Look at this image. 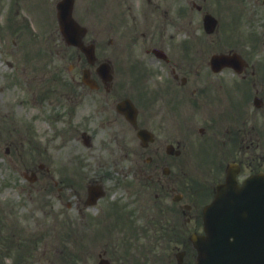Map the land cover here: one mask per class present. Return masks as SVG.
<instances>
[{
	"label": "flooded vegetation",
	"instance_id": "1",
	"mask_svg": "<svg viewBox=\"0 0 264 264\" xmlns=\"http://www.w3.org/2000/svg\"><path fill=\"white\" fill-rule=\"evenodd\" d=\"M140 1H156V6L159 1H191L190 10L199 9L194 2L197 0L120 1L118 32L124 43L134 45V35L146 37L152 33L153 40L159 35L163 38V26L159 32L149 29V10ZM124 2L127 3V10L123 7ZM139 19L145 30L137 29ZM126 21L133 25L132 30L125 29ZM151 22L155 23L154 15ZM47 30L49 34L45 37L46 43L42 42L41 34L29 31L31 41L42 43L35 53L30 52L31 59L40 56L42 52L51 54L56 51L55 29L50 26ZM153 40L144 43L147 52L157 47L156 44L161 45ZM146 61L152 68L149 74L145 72L142 81L153 84V95L144 94V88L140 87L139 94L128 97L136 111L132 121L117 110L120 98L118 102H114L109 94L100 93L102 89L110 90L111 85L97 82L96 78V83H93V86L97 84L96 87H90L71 73L67 85H64L65 91L52 93L53 85L57 83V77L52 71L57 69L54 62L48 63V75L51 76L48 87L29 95L34 99L35 108L27 105L24 96L13 98L12 103V97L3 101L0 119H8L7 124H0V129L5 133L8 143L13 144L15 139L25 138L23 133H28V140L34 141V149L39 157L37 165H42L40 161L44 146L54 165L53 174L70 181V191H65L66 200L63 199L62 189L45 198L46 209L43 212L36 210V207L28 209L27 213L23 211L25 207L20 209L19 226L15 221L14 227L32 229V236L14 237L15 233L10 232L13 230L10 229L5 237L0 238V264H31L25 262V258H30L32 254L21 251H34L40 243V236L43 234L40 230L47 228L43 220H52L55 224L58 221L66 223L69 234L72 235L76 214L81 208L79 204L87 203L86 200L94 203V211L92 216L88 210L80 212L84 217L82 223L85 235H91L89 228L101 227L100 230H94L93 234L102 235L101 242L110 246L109 249L101 250L99 256H106L109 252L112 258L120 252V239L116 234L121 226L119 220L123 217L124 222L127 219L135 221L129 227L131 234L128 235L133 241L142 244L155 240V252L164 259L163 264H191L195 259L192 234H203V209L217 194L216 186L221 182L219 171H223V167L212 163L213 167L208 174L193 175V179H188L184 148L192 142L185 139V133L181 136L169 127V118L187 105L203 112L205 119L199 121L201 125L210 116V123H206L204 129L199 125L198 131L203 133L205 129H211L216 137L219 150L214 160L231 153L229 144L235 148L236 152L231 157H236L231 160L237 161L236 171L237 175L240 174L242 164L250 158L254 160V155L248 150V142H253L255 148L259 147L260 141L262 146L264 144V62L248 63L240 73L232 69L238 78L233 77L235 73L230 69L232 77H221L219 81L211 79V83L208 81V84L200 86L190 80L188 75L179 73L178 68L182 64L180 61L164 62L155 55L146 57ZM74 66L75 63H72L71 68ZM83 67L84 65L79 66L81 72ZM87 70L91 74V70ZM208 85L212 88H208ZM187 88L188 93L192 94V103L190 100L186 101ZM212 89L214 92L209 93ZM224 95H236L245 101H252L254 109L242 110L238 106L245 101L238 98L234 110L235 121L219 127L209 114L214 99H222ZM256 103L263 105V113L256 109L259 107ZM19 112L22 113L21 116L16 115ZM258 119L260 123H256ZM206 138L208 140L210 137L205 135L204 139ZM241 154L243 157H240ZM23 159L24 157L20 158ZM34 162L35 159L32 160ZM261 164L258 158L253 170L260 171ZM32 170L35 169L29 171ZM42 171L43 169L40 172ZM44 173L53 178L48 168ZM74 179L75 182H84L86 188L84 194H75L76 201H73L74 194L71 192L74 189L71 181ZM91 184H99L100 197H96L93 192L88 193ZM121 212L123 213L120 214ZM11 247L18 250L13 252ZM153 251V247L142 251L138 257L140 264L153 261Z\"/></svg>",
	"mask_w": 264,
	"mask_h": 264
},
{
	"label": "rangeland",
	"instance_id": "2",
	"mask_svg": "<svg viewBox=\"0 0 264 264\" xmlns=\"http://www.w3.org/2000/svg\"><path fill=\"white\" fill-rule=\"evenodd\" d=\"M30 1V2H29ZM38 1L44 0H0V110L2 109L3 101L6 99H11V103L13 98H21L24 96L26 103L28 106L31 105V97L35 92H38L37 86L42 85L45 86L49 83V80L40 81L37 79L31 80L26 84L22 82V68L26 66L28 69L25 71V78H29L33 75V72L30 71L27 62H24L25 54L23 53V49H37V43H31L30 41L26 42V34L25 30L29 32V30H33L31 23H28V27H24L23 25L18 24V21L13 24L10 28L7 29L5 26L7 24V19L9 25L11 24L12 14L10 11H15L17 9L16 5L12 3H18L20 7H18L16 11V18L21 22L25 18L28 19L27 13L29 12L32 19L35 21L36 28L38 30L39 26L37 25L38 12L34 10L33 4ZM47 1V0H46ZM54 1V0H53ZM123 1V0H121ZM105 5V14H104V23L107 28L109 24H112L114 21L117 7V1L109 0ZM160 1V11L158 15H156L157 21L159 25L163 26L162 28V36L159 35L156 39L153 40L151 34L146 37L134 35L133 38L136 43L133 45L136 52L137 50L144 45V43H148L151 40L157 42L164 46L165 48L177 52V54L182 57V66L178 68V71L181 75H188L190 80H194L199 83V85L203 86L208 84L211 79L216 80V78H220L219 76L212 73L208 66V59L212 52L219 50H226L231 46L237 47L242 53V55L248 61H263L264 62V6L261 4V1H239V0H206V1H195L197 4L202 6V9H206L215 15L218 18L217 28L210 33H205L202 30L201 18L200 14L195 11L192 15V20H188L185 16H178V12L182 10V6L184 5V1ZM98 1L96 0H77V14L78 17L85 22L91 28L93 24L97 26H93L91 29L98 31L101 21L99 22V11H98ZM123 7L127 10V3H123ZM2 8L3 11L2 12ZM164 8L168 9L167 13H164ZM7 12V14H6ZM114 12V14H113ZM3 13V14H2ZM116 13V14H115ZM82 14V18H81ZM189 14V13H188ZM189 16V15H188ZM191 19V17H190ZM142 20L139 19L137 22V29L140 28ZM125 29L132 30L133 25L126 21L124 25ZM193 30V32L191 31ZM107 32V30H105ZM191 34V38L189 36V32ZM103 33L102 30L99 32V52L101 57H113L112 59L115 61L114 67V77L116 80H121V82L126 84H133L135 82L134 78L131 79V82L127 80V64L128 61H125L124 65L121 63L120 57L115 53L117 43L113 41L110 42V37H114L113 34L107 32ZM159 32V29L156 31ZM250 32H254L259 39V42L262 44L254 48V43L252 39L249 37ZM14 39L15 42H11ZM115 40V38H113ZM26 42V43H25ZM109 42L113 45H110ZM25 43V45H24ZM58 57L55 60H58V65L63 67L67 65L70 61L69 55L66 57L60 56V54L64 55V51L61 46L64 47L62 39L59 40L58 43ZM145 44V45H146ZM45 54V53H44ZM44 59H47V56H43ZM75 59V54L73 53V60ZM181 59V58H176ZM200 62L198 65L195 63ZM10 62V63H8ZM194 68V71L192 69ZM202 76L200 79H195L197 76ZM231 76V74H226L223 76ZM45 83V84H44ZM211 83V82H210ZM260 86V83H258ZM27 88H26V87ZM41 87V86H40ZM208 88L211 86L208 85ZM187 96L186 100H190L192 103V94H189V88H187ZM129 90V89H128ZM127 90V91H128ZM131 92H134L131 89ZM130 93V92H129ZM234 98V97H233ZM263 100V99H262ZM264 102V101H263ZM263 105L260 106L259 112L263 113ZM34 107V106H33ZM32 107V109H33ZM35 108V107H34ZM192 113L191 115H193ZM229 116H232L230 112L227 113ZM17 116H21L22 113H16ZM188 116V115H187ZM8 117H3L0 119V124H7ZM14 119V118H12ZM189 117H186L187 124H189ZM256 123H260L258 119ZM177 132H181L179 130V124L175 125ZM24 130V129H23ZM196 128H190L189 131L187 129L183 132L185 133V139L189 142H192L191 137L193 136ZM181 136H184L183 134ZM4 137V136H3ZM3 137L0 135V214L3 216V212L5 215L11 214L14 212V208L20 210L22 207L17 205V202H23V206L28 205L30 201L26 203V199H28V195H32L33 203L36 206V210L42 207V200L46 196V190L37 191L35 187H39L44 183L50 185V183L39 179L38 181L31 185L26 180L21 182L17 181L14 177V168L18 170H28V169H36L37 166L32 168V160L35 159V162L38 163L39 157L37 156V151H32V157L28 158L26 155L20 154V157L17 158L15 152L10 151L11 155L5 154L2 146ZM194 146H189L186 144L185 147V156L187 157V161L190 165H186V175L187 177L193 176V173L199 171L200 174L204 175L207 166H202L195 164V159L199 157L196 156V153L193 151ZM26 148V145L24 147ZM254 151H258L259 149L255 148ZM28 153V152H27ZM3 155L6 158L3 160ZM9 157L14 158L16 162L13 165L10 164ZM24 157L23 160L20 161V158ZM5 161V162H4ZM52 169V168H51ZM11 174L12 181L4 180V176L7 174ZM56 178V175L53 174ZM193 178V177H191ZM51 184L54 182L53 179L50 180ZM14 183H17L18 186H13ZM53 189V190H51ZM56 188H49L48 191L52 192ZM32 204V203H30ZM11 217L12 215H8ZM15 219H18V213L14 214ZM46 225V224H44ZM43 232V230H42ZM20 233L16 234L19 237H28L31 231L22 230ZM47 236L43 235V238ZM32 241V239H30ZM45 255H49L48 252L41 253L40 263L46 264ZM61 263H65V260H61Z\"/></svg>",
	"mask_w": 264,
	"mask_h": 264
},
{
	"label": "water",
	"instance_id": "3",
	"mask_svg": "<svg viewBox=\"0 0 264 264\" xmlns=\"http://www.w3.org/2000/svg\"><path fill=\"white\" fill-rule=\"evenodd\" d=\"M60 3L61 14H65V19L63 18V31L66 33V24L70 22L68 15L71 10L72 0H62ZM262 178V179H258ZM231 187H225L224 189H230ZM233 188L236 191H263L264 192V177L255 176L252 179H248L243 187L236 188L233 185ZM245 198L248 196H244ZM263 198V194H262ZM205 211H208L205 210ZM260 229L264 231V216H262ZM257 226V224H256ZM257 232V228L255 229ZM212 227L207 229V235L204 238L198 239L195 238L194 244L200 251L198 264H264V234L258 242L256 241L247 244V237L252 234V231L245 232L242 234L243 239L239 242L235 240L227 242L225 244L220 243L217 245H211L212 241Z\"/></svg>",
	"mask_w": 264,
	"mask_h": 264
}]
</instances>
